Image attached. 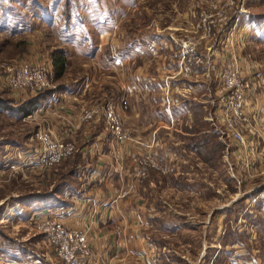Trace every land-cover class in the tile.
<instances>
[{"label":"rangeland","instance_id":"374dc122","mask_svg":"<svg viewBox=\"0 0 264 264\" xmlns=\"http://www.w3.org/2000/svg\"><path fill=\"white\" fill-rule=\"evenodd\" d=\"M150 40L160 45L161 51L135 55L128 70L141 74L138 87H146L144 76L166 83L155 93V100L151 98L149 109L142 107L135 116L125 101L128 76L106 70L119 56L126 58L129 44L138 41L143 47ZM59 51H65L67 65L64 77L56 81L52 62ZM96 56L97 61L91 59ZM231 59L244 76L245 70L256 76L259 85L253 94L259 92L257 100L263 105L264 0H0V101L10 102L12 107L22 102L3 84V65L44 64L54 73V91L78 77L76 84L95 94L105 83L112 85L105 93L101 88L104 95L99 102L82 103L80 122L88 128L99 122L100 131L112 138L113 155L108 145L104 159L113 160L122 173L114 176L120 187L117 198L128 192L126 198L112 204L132 198L141 213L140 217L134 215L135 225L146 222L140 228L138 225L136 239H123L125 244L130 240L135 250H150L147 252L155 264H264L263 205L258 207L261 200L255 207L250 202L264 193L260 185L264 181L247 177L240 165L237 170L229 168V164H238L233 154L229 157V151L238 146L221 139L225 133L220 118L224 93L219 76ZM108 105L121 115L128 136L123 143L111 136L103 114ZM127 113L137 117L130 126ZM41 115L27 119L0 110V159L14 152L21 157L19 144L38 149L37 133L43 128L75 149L69 159L50 169L14 168L0 174V264L7 263L5 259L24 261L29 254L40 264H59L44 233L31 224L36 214L32 213L41 202L43 207L49 201L62 205L54 196L65 188L72 192L95 184L93 171L84 173L82 169V165L96 162L90 153L93 139L77 141L57 134ZM263 125L253 123L243 135L254 140V128ZM136 130L144 134L137 138ZM203 134L213 135V142L223 146L213 165L193 147L206 136ZM153 162L163 170L153 169ZM166 168L169 172L164 173ZM122 177L124 183L119 185ZM9 214L11 218H6ZM92 227L79 230L68 226L86 234L90 259ZM134 258L138 262L146 259L141 254Z\"/></svg>","mask_w":264,"mask_h":264},{"label":"crops","instance_id":"0c3cea01","mask_svg":"<svg viewBox=\"0 0 264 264\" xmlns=\"http://www.w3.org/2000/svg\"><path fill=\"white\" fill-rule=\"evenodd\" d=\"M114 46H117V44L114 43ZM128 47L130 48H128L125 59L119 56L116 59L114 65H110L108 67L106 66V63L103 65L109 69L106 70V72H110L112 74H116L117 72L120 75L122 74V76H128L124 85L127 91L125 101L127 102L126 105L131 109L132 113L137 116L138 114H135L137 113L136 111L139 113L142 107L148 108L151 98L155 100V93H160L161 90L164 89L166 82H164L162 79L153 80L144 76L143 80L145 83H147L146 87H138V85H136L137 77L141 74L136 73L135 71L129 72L128 70V66L134 64L133 61L135 55L147 56L148 53H150V50L152 51L151 53L159 52L161 51L160 45H158L154 40H150L147 46L139 47V42L136 41V43L129 44ZM101 54L102 53H100V55ZM97 58L98 56L92 57L91 59L97 61ZM126 65L127 74L122 72L124 70V66ZM244 72L250 82L248 113L252 116L254 115L258 117L257 123L260 126L264 124V104L262 105V102L259 103L257 100L259 93L258 91L257 93L253 94V92L258 89V79L256 76H251L249 73H246V70ZM78 80H75V82L73 81L69 85H65L61 92H57L56 100L53 101L50 108L46 109V113L42 111L40 115H44L46 126L57 134L74 138L77 141L89 138L93 139V150H91L92 152L90 153L96 158V162L93 165L87 167H85L84 164L82 165V169L84 173L93 171V177L96 178L94 181L95 184L89 187L84 186V188L82 187L80 189L76 188L72 192H70L69 188H66V190H64L61 195L58 196L55 194L54 196L56 201L61 200L62 205H52L49 201L48 204L44 206L46 208L44 211L59 210L66 212V216L64 217L65 224L79 230H86L88 227L90 228L92 224L93 227L91 229V233L94 237V240L92 239L93 251L90 264H155L156 262L151 261L150 259V252L149 254L147 252L150 250L146 249L145 247H143V250H135V245H133L130 240L128 241L130 244H125L123 239V237L125 238L127 236L132 237V239H136V236L139 235L140 226L142 227L146 225V222L143 220L141 223L135 225V219L133 217L136 214L139 215L138 217H140L141 213L139 212V208L134 206V200L132 198H130L131 200L128 199L127 201H121L118 203V205L112 204L116 197L117 190L120 188L115 185L114 176L117 174H122L119 173L114 167L113 160L109 159V157L104 159V150L108 145L109 149L107 150H109L110 155L111 152L113 155V151L111 149L113 144L111 145L110 142V139L112 140V138L104 130V132L100 131L99 122H95L89 128L86 127V125H82L80 122L82 103L91 101L99 102V100L103 99L106 88L110 89L112 85L110 83H105V86L101 87L102 89H105L104 93L101 88H97L96 90H98V92L95 94L94 92L87 91L85 87L83 88L81 85H77L76 83H78ZM105 80L107 81V79ZM77 98L80 100H77ZM75 99L77 100L76 102ZM149 107H151V105ZM152 109L153 107L151 110ZM135 116H131L127 113V122L129 123V126L131 123H134L133 121H135V118H137ZM136 121L139 125V120L137 119ZM136 134L134 135L139 138V136L144 133H137L136 130ZM21 151L25 150L21 149ZM14 153L15 154L12 156L3 155L2 160L0 159V174H6L7 172H11V170L14 168L20 166L22 158L20 157V154H16V152ZM32 155L33 154H31L30 157L27 156L28 158L25 157V160L31 161ZM124 179L122 177L119 180V185L122 181L124 183ZM130 203L132 204L131 207ZM43 205H45V203L41 202L39 205V207H41L40 209L43 208ZM17 214L18 213L15 215ZM10 215L11 214H9V216H5L6 218H11ZM134 232L136 234H134ZM153 249L155 250V248ZM153 249L152 251H154ZM139 254H141L142 258L145 257L146 259L142 260L141 262L136 261L134 256L136 257ZM28 256L24 261L21 258L5 259V262L7 263L4 264H40L33 254H31L29 257Z\"/></svg>","mask_w":264,"mask_h":264},{"label":"built area","instance_id":"2783aa9c","mask_svg":"<svg viewBox=\"0 0 264 264\" xmlns=\"http://www.w3.org/2000/svg\"><path fill=\"white\" fill-rule=\"evenodd\" d=\"M1 74L3 84L14 93L16 100L27 101L32 97H36L47 89L53 88L54 73L51 68L44 64H16L13 66H2ZM219 86L224 93L222 101V109L220 112L221 122L225 126V133L221 139L235 142L238 149L234 152L229 151V157L237 158L238 164L231 165V169H239L247 175V177L260 179L264 181V125L259 128L255 127L256 138L250 140L243 135V130L247 126L253 128L252 124L257 123L258 117L248 113V103L250 98V82L249 79L242 74L235 59L228 61L219 76ZM56 100V93L53 94L45 105L37 110L27 119L37 117L43 110L50 108L53 101ZM93 112L92 114H95ZM106 122L111 129V136L115 142L123 143L128 136L122 125V118L115 110L113 105H108L103 109ZM262 128V129H261ZM40 141L38 149H28L22 151V162L19 169H28L29 171H39L42 169H50L69 159L75 149L74 145L67 144L48 129H41L37 133ZM228 152V150H227ZM31 161H26L25 157L31 156ZM149 158V155H147ZM237 156V157H236ZM228 155H225V159ZM148 164V161H145ZM153 169L163 170L161 165L152 163ZM14 169V170H15ZM169 172L166 168L164 173ZM141 175V173H140ZM142 176L146 177L143 173ZM264 187V183H261ZM128 192L124 191L119 198H126ZM264 193L250 200L251 205L255 207L259 201H263L261 197ZM117 198L113 202H118ZM260 201V202H261ZM260 204V203H259ZM258 204V206H259ZM260 210L264 212V205ZM245 216V214H243ZM66 212L63 211H42L31 217L32 225L38 231H42L47 239L48 244L52 247L59 264H90L89 258V240L85 233L68 228L64 222Z\"/></svg>","mask_w":264,"mask_h":264},{"label":"trees","instance_id":"16d2710c","mask_svg":"<svg viewBox=\"0 0 264 264\" xmlns=\"http://www.w3.org/2000/svg\"><path fill=\"white\" fill-rule=\"evenodd\" d=\"M53 68L55 72V80H61L66 72V65H67V58L65 56V51H59L53 56ZM63 90L62 87H60L58 90L54 91L53 89H47L43 91L41 94H39L36 97H32L31 99L27 101H22L17 106L12 107L10 105V102H2L0 101V110L4 111H12L15 115H18L20 118H25L33 115L37 110L42 108L45 103L49 100V98L55 94L56 92H61ZM206 135L205 137H202L201 140H197L194 142L193 147H197L199 149L200 155L204 157L205 162L208 164L213 165L216 162V157L218 156V152L222 149L223 146L220 143L213 142L214 136L209 134H203ZM15 145L17 143H14ZM19 147L23 148V150H28L27 148L22 147L20 144ZM66 190V188H65ZM64 191V190H63ZM62 191V192H63ZM261 205H264V200L260 202L259 208ZM41 207H37L35 211H33L32 214L42 212L46 210L45 207L40 209ZM249 218H252V216H248ZM231 230H234L233 227ZM236 231V230H235Z\"/></svg>","mask_w":264,"mask_h":264}]
</instances>
